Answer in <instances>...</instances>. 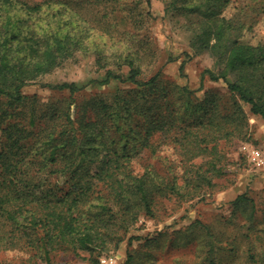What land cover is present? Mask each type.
Segmentation results:
<instances>
[{
	"label": "trees",
	"instance_id": "1",
	"mask_svg": "<svg viewBox=\"0 0 264 264\" xmlns=\"http://www.w3.org/2000/svg\"><path fill=\"white\" fill-rule=\"evenodd\" d=\"M132 1L0 0V252L29 248L53 264L59 248L91 257L117 249L141 216H155L164 201L222 188L216 181L225 173L220 142L249 134L245 105L264 118V41L243 38L253 14H264V0L233 14L226 10L234 0H169L167 11L196 19L194 50L223 63L219 71L204 69L202 81L207 74L223 79L227 99L210 92L203 100L187 86L176 87L161 69L144 76L157 59L148 27L142 32L151 0ZM91 51L103 77L45 84L65 93L49 102L24 93L28 84ZM114 81L111 93L84 96L88 87ZM167 144L181 174H174L178 165L169 157L165 175L152 164L134 170L141 151L160 156ZM232 202L252 224L255 200L241 193ZM251 231L247 258L261 264L264 228ZM189 234L210 238L203 251L208 264H237V240L221 239L201 220ZM133 259L127 252L124 264Z\"/></svg>",
	"mask_w": 264,
	"mask_h": 264
},
{
	"label": "rangeland",
	"instance_id": "2",
	"mask_svg": "<svg viewBox=\"0 0 264 264\" xmlns=\"http://www.w3.org/2000/svg\"><path fill=\"white\" fill-rule=\"evenodd\" d=\"M258 0H234L226 10L227 14L239 12L241 7L250 11L251 7L257 4ZM132 0H125V4H131ZM169 0H151L150 11L152 16L148 19L145 29L152 38V46L156 50L157 59L154 64L147 68L144 76L150 77L159 69L163 75L176 83V87L187 86L197 100H203L210 92L219 94L227 99L228 86L223 79L211 80L207 74L202 81V72L206 68L219 71L223 63L216 60L208 52L197 53L191 45L193 29L192 24L196 19L182 11H167ZM121 17V13L118 14ZM252 27L247 29L244 40L251 43L264 41V14L254 13L251 19ZM120 21V20H119ZM122 25V24H121ZM120 25V26H121ZM123 28V27H122ZM98 33V32H97ZM98 42L104 45L105 39L99 38ZM172 60H171V59ZM96 56L91 51L88 54L80 52L58 67L54 72L44 75L39 81L30 83L24 88L26 94H38L42 102L59 99L65 93L55 91L45 84L61 83L65 81H76L79 83L88 82L92 78L104 76V70H99L95 63ZM185 61L183 73L180 66ZM116 82L109 86L97 88L88 87L84 93L85 97H91L97 92L111 93L114 91ZM125 86V85H123ZM0 98V102H2ZM249 115L250 131L245 139L232 138L230 141L222 140L220 150L224 158L225 173L216 179L222 188L217 187L211 193L209 190L203 196L195 197L189 201L166 200L158 208L156 215L152 217L141 216L139 222L134 225L125 239L117 249L102 253L96 252L93 257L88 251H80L78 254L71 249L59 248L52 252L53 264H101V258L112 257L114 264H124L127 259V252H130L134 259L132 264H208L203 257L204 249L210 242L207 236L189 234L191 226L196 220L210 224L216 236L233 243L238 241V262L237 264H258L247 258V237L252 234L251 230L264 228V170L255 169L247 160L243 152V144H250L264 147V118L250 113V106L245 105ZM1 141V132H0ZM160 156H154L149 151H141L133 160V168L136 172H143L149 164L155 165L164 175L167 174L165 160L167 157L178 165V155L171 145H162ZM160 147V148H161ZM167 162V161H166ZM179 166V165H178ZM174 174H181L179 166ZM246 193L253 198L257 205L256 218L252 224L245 219V215L238 207H234L233 200L241 194ZM250 228L252 229H249ZM132 236H139L140 239H129ZM254 240L260 238L252 235ZM236 245V246H238ZM264 257V256H263ZM260 258V257H259ZM0 260L6 264H47L35 256V251L29 248H15L0 252ZM261 264L264 262L261 261Z\"/></svg>",
	"mask_w": 264,
	"mask_h": 264
},
{
	"label": "built area",
	"instance_id": "3",
	"mask_svg": "<svg viewBox=\"0 0 264 264\" xmlns=\"http://www.w3.org/2000/svg\"><path fill=\"white\" fill-rule=\"evenodd\" d=\"M243 152L248 160V162L255 168L259 170H264V147L243 144ZM101 264H114L116 261L112 257H103L100 259Z\"/></svg>",
	"mask_w": 264,
	"mask_h": 264
}]
</instances>
